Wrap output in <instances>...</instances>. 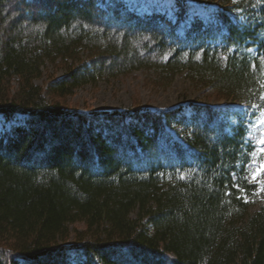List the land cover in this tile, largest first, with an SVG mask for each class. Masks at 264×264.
Returning <instances> with one entry per match:
<instances>
[{"label": "trees", "instance_id": "16d2710c", "mask_svg": "<svg viewBox=\"0 0 264 264\" xmlns=\"http://www.w3.org/2000/svg\"><path fill=\"white\" fill-rule=\"evenodd\" d=\"M174 6L0 0V264H264V202L250 211L242 196L261 186L244 176L249 123L235 107L60 103L143 68L264 109V0H238L240 20Z\"/></svg>", "mask_w": 264, "mask_h": 264}, {"label": "rangeland", "instance_id": "374dc122", "mask_svg": "<svg viewBox=\"0 0 264 264\" xmlns=\"http://www.w3.org/2000/svg\"><path fill=\"white\" fill-rule=\"evenodd\" d=\"M130 8L138 13H149L152 9L157 12L172 15L175 9V0H122ZM187 7L188 15L197 14L206 18L218 7H227L228 13L238 20L241 19L240 11L235 9L238 0H181ZM255 50V47L251 51ZM81 51L82 56L85 54ZM43 75L36 80L37 84L45 86L47 83V72L52 73L54 69L46 64ZM62 70L56 75L60 76ZM156 72L148 69L134 70L118 77L101 78L96 84H86L76 92L65 98L61 105L78 109L85 112L87 109L97 111L124 110L128 108L141 107L153 111H164L183 107V112L188 114V104L208 105L211 107H227L232 105L238 110L239 115H245L248 125L247 141L251 149L249 162L244 168V176L247 181L255 186H261L252 179V173L264 163V109L250 107L247 104L234 99L219 97L216 92L201 84H193L186 78L185 73L174 76L171 83L165 84L157 81ZM47 99V95H46ZM231 118V116H228ZM255 161V163H253ZM264 180V175L259 177ZM259 188V187H258ZM260 189V188H259ZM253 190L250 193L242 192L246 202L250 204V211L257 210L264 202V194L260 190ZM81 227V226H79Z\"/></svg>", "mask_w": 264, "mask_h": 264}, {"label": "snow or ice", "instance_id": "6c2138e0", "mask_svg": "<svg viewBox=\"0 0 264 264\" xmlns=\"http://www.w3.org/2000/svg\"><path fill=\"white\" fill-rule=\"evenodd\" d=\"M261 144H264V140L260 141ZM262 153H264V149H262ZM255 163V161H253ZM261 175H264V163H261L260 168L258 170L253 171L252 173V179L253 182L261 185L260 191H264V180H260L259 177ZM234 187L238 188L239 190L243 191V189L240 188L239 184L234 185Z\"/></svg>", "mask_w": 264, "mask_h": 264}]
</instances>
